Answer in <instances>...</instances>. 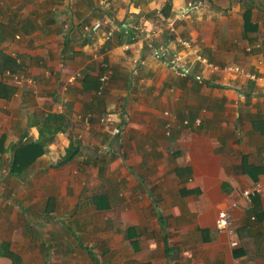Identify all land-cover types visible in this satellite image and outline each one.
I'll return each instance as SVG.
<instances>
[{"label": "crops", "instance_id": "crops-1", "mask_svg": "<svg viewBox=\"0 0 264 264\" xmlns=\"http://www.w3.org/2000/svg\"><path fill=\"white\" fill-rule=\"evenodd\" d=\"M95 22L100 31L84 37L81 27ZM0 23L1 49L16 60L8 72L32 80L15 86L0 75L3 149L38 138L35 116L67 119L25 172L41 185L43 173H57L47 209L60 223L61 210L105 213V224L123 227L116 264H264V193L240 201L244 188L264 183V0H0ZM101 62L112 75L98 93ZM165 112L175 117L169 136ZM70 143L76 156L61 165ZM10 159V150L0 155ZM41 193L0 204V264L23 256L9 234L19 218L42 224ZM232 201L236 247L215 227Z\"/></svg>", "mask_w": 264, "mask_h": 264}, {"label": "rangeland", "instance_id": "rangeland-1", "mask_svg": "<svg viewBox=\"0 0 264 264\" xmlns=\"http://www.w3.org/2000/svg\"><path fill=\"white\" fill-rule=\"evenodd\" d=\"M7 166L8 160L1 161L0 204H25V202H29L34 198L36 191L39 193L42 191L40 195L38 194L36 199L40 208H38L37 214L39 215L40 213H44L45 210L47 211L48 205L53 204L54 200L53 198L50 199L49 196H52L53 192L55 193L57 191L56 186H58V183H54L55 179L58 177L57 173L53 175H47L46 172L43 173L40 178H44L46 185H41V182H35L34 176L33 178H29L31 172H29V174L25 173L24 176L21 177L9 175ZM59 178L62 179V177ZM26 185L30 187L27 189L29 197L28 195L24 196V193L21 191L22 187ZM30 192H33V194L31 195ZM16 195L22 196V199L19 197L17 200L15 197ZM92 195H94V193H92ZM42 204L43 209L41 208ZM49 212H51V215H46L49 214L46 212L44 213L42 224H40L39 221L35 223L37 222V218L30 215L24 226L23 218H19V223L12 226L14 228L15 226L21 225L20 228H16V230L9 232L11 236L13 235L15 238H20L19 241H15L14 243V248L16 250L18 249V252L23 254V256L19 258L20 262L18 264H95V262L82 251L76 237L84 246L93 252L100 264H106L105 261L109 264L111 262L116 264L117 261L121 259L120 256L115 257V254L121 250V247L118 246V242L115 239V235L120 236L123 227L121 225L109 226L105 224L106 218H109L105 213L96 212L94 210L92 212L86 211L85 214V211L77 209L75 215L73 213L68 215L67 211L61 210L62 214L60 215L64 216L65 220L63 219L60 223L59 221L61 220H58V216L53 214V210ZM69 217V222L66 223ZM59 218H61V216H59ZM3 227H5V225L1 224L0 230H2ZM10 227L11 225L3 230L7 237L9 234L6 230ZM21 228H24V233L22 232V235L20 233V231H22L20 230ZM73 235L76 237H73ZM64 253H67V256H64Z\"/></svg>", "mask_w": 264, "mask_h": 264}, {"label": "trees", "instance_id": "trees-1", "mask_svg": "<svg viewBox=\"0 0 264 264\" xmlns=\"http://www.w3.org/2000/svg\"><path fill=\"white\" fill-rule=\"evenodd\" d=\"M79 30V28H77ZM7 37L6 26L0 23V75L5 71L15 72L16 60L9 55L5 54L1 49V43ZM65 39H69V35L63 36ZM8 89L2 82H0V97L1 92ZM67 119L64 114L54 115V114H41L32 118L29 122V126L36 127L38 129V138L36 140H30L21 142L17 145H11L9 150L11 151V159L8 162V173L9 175L20 177L23 175L34 163L35 161L44 154L45 148H47L51 143H53L56 135L58 133H65L68 130ZM9 150L3 149V143L0 144V155L4 154ZM77 153L70 143L64 157L62 158L61 165L70 162ZM1 163V160H0ZM254 200V198H253ZM253 202V201H252ZM49 213V210H45ZM48 215V214H47ZM73 237H76L73 235ZM78 245L85 250L89 255L90 259L98 263L95 255L90 251L82 242L76 237ZM5 245V244H1ZM0 257H4L0 253ZM13 258V256H8Z\"/></svg>", "mask_w": 264, "mask_h": 264}, {"label": "built area", "instance_id": "built-area-1", "mask_svg": "<svg viewBox=\"0 0 264 264\" xmlns=\"http://www.w3.org/2000/svg\"><path fill=\"white\" fill-rule=\"evenodd\" d=\"M101 29V23L99 22H95L91 25H85L83 28L81 27L82 30V34L84 35V37H91V34L97 33L98 31H100ZM71 31V24L69 23H64L62 24L61 27V32H62V36L68 35ZM110 35V34H109ZM186 47H189V44L184 43L183 44ZM176 59H172V60H168L167 65H169L171 67V69L177 73V75H182L185 76V74L187 73V70H185L184 68H180L179 66H177L176 64ZM59 67L62 68L63 67V63L59 64ZM100 68L102 70V74L101 76H99V82H100V87L98 90V93H100L103 89V86L109 81L110 76L112 75L111 73V69L105 65L103 62H101L100 64ZM215 70H220L217 67H214ZM222 71L224 72H229V73H244L243 70H241L240 68L236 67V66H225L222 68ZM6 76L9 77L10 79H12V81L14 82L15 86H22L25 83H31L32 84V80L31 78L20 74V75H12L10 74V72H6ZM76 76H71L68 79L69 83H72L76 80ZM199 80V78H197ZM164 116L166 118V124H165V135L169 136L170 132H171V128L172 125L175 121V117H173V115L169 112H165ZM196 123L199 124L200 120H196ZM116 133L118 131H115ZM261 162L264 165V154L261 156ZM264 193V183L261 181L255 182L250 184L249 186H247L246 188H244L241 191V202L243 204H247L250 205L253 201V198L261 195ZM240 201H232L226 209L220 211L217 214L216 220H215V227L216 230L219 233H225L229 236L230 238V242H231V246L232 247H236L237 246V241L235 239V235H236V227H235V223H234V211L239 207V202Z\"/></svg>", "mask_w": 264, "mask_h": 264}]
</instances>
